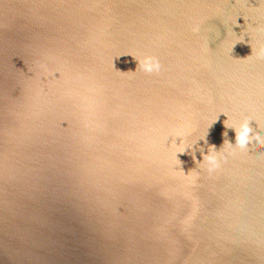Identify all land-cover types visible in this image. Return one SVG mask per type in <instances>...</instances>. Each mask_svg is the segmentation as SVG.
Returning <instances> with one entry per match:
<instances>
[{
    "label": "water",
    "instance_id": "water-1",
    "mask_svg": "<svg viewBox=\"0 0 264 264\" xmlns=\"http://www.w3.org/2000/svg\"><path fill=\"white\" fill-rule=\"evenodd\" d=\"M256 25L261 0H0V264H264V147L198 163L242 116L264 139Z\"/></svg>",
    "mask_w": 264,
    "mask_h": 264
},
{
    "label": "clouds",
    "instance_id": "clouds-1",
    "mask_svg": "<svg viewBox=\"0 0 264 264\" xmlns=\"http://www.w3.org/2000/svg\"><path fill=\"white\" fill-rule=\"evenodd\" d=\"M262 3H264V0H261ZM245 24L247 23V21L244 19ZM254 31H260V32H264V26L261 25H256L253 28ZM244 38L242 40H238V41H243ZM251 43V42H250ZM235 44L233 45L231 52L233 51ZM252 46V45H251ZM126 55H131V54H126ZM134 60H136L137 63V68L136 70H140L143 71L146 74H159L162 71L163 65L160 61V59L155 56V55H151V54H146L143 55L142 58H137L136 56L131 55ZM251 56H255L259 59H264V45L259 46V47H252V53ZM249 57H246L244 59H248ZM113 67L114 64H113ZM47 67H44V73H47ZM128 72H132L133 71H128ZM55 75V74H54ZM250 118L248 116H242L241 119L238 122V125H234L231 126L233 127V130L236 133V137H235V144L231 145L229 144L228 141H225V145H227V155L224 154L225 152V147L222 146V148L219 150V160L217 159V150L215 148L214 145H210L209 146V151L207 152V154H203V160L202 162L198 161L199 164L202 165H206V172L209 175H212L218 171L221 170V162L223 164H225L227 162V159L229 156H233L235 155L237 152L241 153V154H246L251 150V146L253 144L255 145H259L260 147H264V139L261 138V136L259 135H253L252 133V128L250 126ZM227 127H230L228 125H226ZM224 135H227V132L224 133ZM206 136V135H205ZM202 139L205 140V143H207V140L205 139V137H203ZM239 150V151H237ZM186 151V149L183 151V153ZM193 155V160L196 159L195 155Z\"/></svg>",
    "mask_w": 264,
    "mask_h": 264
}]
</instances>
